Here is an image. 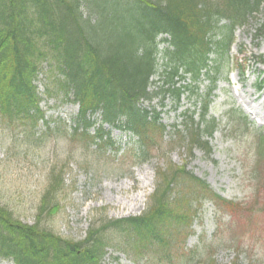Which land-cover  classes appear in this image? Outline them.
Instances as JSON below:
<instances>
[{"label":"trees","instance_id":"obj_1","mask_svg":"<svg viewBox=\"0 0 264 264\" xmlns=\"http://www.w3.org/2000/svg\"><path fill=\"white\" fill-rule=\"evenodd\" d=\"M263 2L0 0V120L27 119L36 125L43 119L33 81L42 65L52 62L59 76L55 89L78 105L73 137L81 135L92 145L99 143L106 151L112 149L108 133L101 126L93 128L90 116L98 113L103 124L136 135L128 157L135 165L144 163L151 148L150 131L157 130L161 137L166 130L158 126L157 118L150 119L139 103L150 101L152 95L159 94L162 100L170 94L178 106L186 94L197 106L182 114V130L174 128L169 137H179L183 150L191 153L198 148L209 155V139L217 128L209 109L218 80V71L209 70L214 63L210 56L228 62L235 29L257 14ZM223 22L226 24L221 26ZM159 36L162 39L157 41ZM254 38L264 39V20L255 27ZM159 42L165 44L161 77L168 88L151 94ZM261 62L264 64V58ZM203 74L209 86L201 94ZM187 78L190 83L184 88L173 87L176 80ZM233 113L239 127H249L245 118ZM91 128L92 135L88 133ZM255 146L256 160L260 161L264 158V134L256 135ZM119 149H114L116 154ZM189 175L184 167L157 172L145 212L133 218L104 220L100 226L89 228L78 242L62 239L41 225L40 218L46 211H56L48 206L49 192L41 197L32 226L23 225L9 210L0 207V258H9L14 264H101L106 247L102 237L108 229L129 233L144 246L152 245L165 254L173 234L184 226L189 215V201L180 198L188 184L186 177L193 183L190 186L195 201L207 198L245 229L247 217L255 212L260 218H255L254 223L260 225L253 227L264 230V213L254 210L264 201V187L255 184L250 201L238 203L222 199ZM258 179L253 178L255 183ZM196 187L203 193L200 199ZM174 226L177 227L171 231Z\"/></svg>","mask_w":264,"mask_h":264},{"label":"rangeland","instance_id":"obj_2","mask_svg":"<svg viewBox=\"0 0 264 264\" xmlns=\"http://www.w3.org/2000/svg\"><path fill=\"white\" fill-rule=\"evenodd\" d=\"M263 20L264 2L257 14L237 27L229 54L230 61L236 58V71L230 62L226 66L223 59L211 57V71H218V80L209 111L217 122L209 140V155L198 148L191 153L183 150L179 137H169L174 127L182 130L181 113L192 111L195 106L186 95L180 99L178 109L171 97L160 104L159 94L141 104L143 109L157 113V124L166 127V134L161 137L160 132L150 133L151 151L146 163L135 165L128 157L130 150L114 155V149L106 151L101 144L92 145L81 135L73 137L71 119L77 106L64 102L62 91L55 89L58 70L52 62L50 66L46 64L49 69L41 75V95L45 96L42 93L46 85V96L40 108L48 128L41 122L33 125L27 119L0 120V207L9 210L21 223L32 226L40 199L49 192L48 206L56 211H46L40 218L41 225L62 239L78 242L85 238L89 228L100 226L104 220L117 221L145 212L157 172L166 173L173 168L184 167L224 200L250 201L255 184L264 187V158L256 160L255 146L256 135L264 133V66L251 61L264 56V39L254 38V29ZM163 67L158 57L157 73ZM205 78L206 75L202 90L209 86ZM164 80L154 75L151 91L163 88ZM246 110L256 114L251 116ZM235 111L246 115L253 128L239 127L234 120ZM109 132L115 146L123 147L129 140H137L128 132ZM254 177H259L256 183ZM184 181L188 184L180 198L189 201V215L184 226L173 234L172 245L165 254L152 245L144 246L129 233L108 229L102 237L106 253L101 264H264V230L253 227L260 225L254 223L260 215L251 213L245 229L207 198L195 201L190 186L193 183L187 177ZM120 184L134 190L127 195L115 190V185ZM198 192L200 199L203 193ZM137 196L141 199L132 201ZM257 209L264 213V201L254 210ZM176 227H170L171 231Z\"/></svg>","mask_w":264,"mask_h":264},{"label":"bare ground","instance_id":"obj_3","mask_svg":"<svg viewBox=\"0 0 264 264\" xmlns=\"http://www.w3.org/2000/svg\"><path fill=\"white\" fill-rule=\"evenodd\" d=\"M158 91H155V92H153V91H151V89H150V93L151 94H154V93H157ZM248 106V105H247ZM247 111V110H246ZM248 112V114H250L251 116H253V115H255L256 113L253 111V112H251V111H247ZM134 190V188H132V187H129V186H127V185H125V184H120V185H115V190H117V191H123L124 192V194H128L129 193V191H131V190ZM139 199H141L139 196H137V197H133L132 198V201H135L136 202V200H139ZM135 205H137V204H135ZM24 225V224H23ZM26 225V224H25Z\"/></svg>","mask_w":264,"mask_h":264}]
</instances>
